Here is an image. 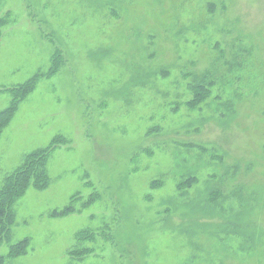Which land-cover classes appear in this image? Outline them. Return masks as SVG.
Listing matches in <instances>:
<instances>
[{
  "label": "rangeland",
  "instance_id": "374dc122",
  "mask_svg": "<svg viewBox=\"0 0 264 264\" xmlns=\"http://www.w3.org/2000/svg\"><path fill=\"white\" fill-rule=\"evenodd\" d=\"M2 113L1 264H264V0H0Z\"/></svg>",
  "mask_w": 264,
  "mask_h": 264
},
{
  "label": "trees",
  "instance_id": "16d2710c",
  "mask_svg": "<svg viewBox=\"0 0 264 264\" xmlns=\"http://www.w3.org/2000/svg\"><path fill=\"white\" fill-rule=\"evenodd\" d=\"M224 58H225V53L221 56V58L219 59V61H223ZM217 62H218V60L216 62H214V67H212L211 69L215 73V76L217 78L216 80H219V81L225 83V81L227 80L226 79L227 76L221 74V72L223 71L225 73L226 71L224 70V68H223L224 66L223 65L221 66V69H218V67L215 66V64ZM221 63H223V62H221ZM232 74L233 73H231L229 75H232ZM238 74L235 75V76L239 78ZM37 80H38V77H37V75H35L34 77L30 78L28 81H26L25 83H23L22 85H19L18 87H16L15 89H13L15 91L14 92V95L15 96L17 95V97H16L14 103L12 104V106H10L6 110L9 113L7 115L8 117H10V118L12 117L14 108H16V106L22 101L21 100L22 98L24 100V97L27 96L30 93L33 85L35 84V82ZM201 82H203V81L201 80ZM226 83H229V81L226 82ZM6 111H4L5 112L4 114H6ZM4 114L3 113L0 114V117L1 116H4ZM2 120L3 119L0 120V122H1L0 123V129H1V126H2L3 122L5 121V119L3 121ZM46 150L47 149L39 150V151H36L35 153H31V154H29V155L26 156V158L24 160V163L22 164V167L20 168V170H18L16 173H14L8 179L7 184H9L10 186H8L6 188V190L4 192V195L5 196L9 197L15 191H18V193L20 194V196L24 193V191L26 190V186L29 184L30 179L37 178L36 177L37 176V170L40 169V168L42 169V167H43V161L46 160V158H45V154H47ZM37 160H39V166H36V161ZM41 177H43L42 174H41ZM2 205L3 204H1V208H0V220H1V222H2V220H5L6 219V217H4V215L6 216V214L3 212ZM87 234H88V232H86V235ZM25 246H27V239H25L22 242H20V246L19 245L17 246V248H16L17 251L16 252H18V251L19 252L25 251V249H24ZM0 264H1V260H0Z\"/></svg>",
  "mask_w": 264,
  "mask_h": 264
}]
</instances>
